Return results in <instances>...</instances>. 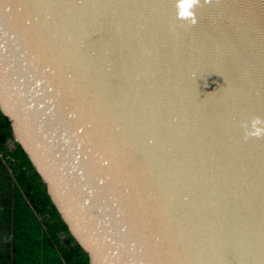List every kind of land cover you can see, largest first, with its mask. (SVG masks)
Instances as JSON below:
<instances>
[{"label":"water","instance_id":"1","mask_svg":"<svg viewBox=\"0 0 264 264\" xmlns=\"http://www.w3.org/2000/svg\"><path fill=\"white\" fill-rule=\"evenodd\" d=\"M0 0V110L90 264H264V0Z\"/></svg>","mask_w":264,"mask_h":264},{"label":"trees","instance_id":"2","mask_svg":"<svg viewBox=\"0 0 264 264\" xmlns=\"http://www.w3.org/2000/svg\"><path fill=\"white\" fill-rule=\"evenodd\" d=\"M7 175L5 185L10 186L11 200L28 208L32 217L39 219V253L53 254L60 264H90L88 254L75 242L68 226L52 202L40 174L11 132L10 121L0 110V171ZM39 233V232H38Z\"/></svg>","mask_w":264,"mask_h":264},{"label":"crops","instance_id":"3","mask_svg":"<svg viewBox=\"0 0 264 264\" xmlns=\"http://www.w3.org/2000/svg\"><path fill=\"white\" fill-rule=\"evenodd\" d=\"M3 176L7 182V175ZM1 190L0 187V199ZM6 190L7 200H0V264H57L53 254L41 256L39 246L31 242L33 238L35 242L39 239V219L32 217L18 199L11 200L10 186L6 185Z\"/></svg>","mask_w":264,"mask_h":264},{"label":"clouds","instance_id":"4","mask_svg":"<svg viewBox=\"0 0 264 264\" xmlns=\"http://www.w3.org/2000/svg\"><path fill=\"white\" fill-rule=\"evenodd\" d=\"M205 3H211V0H204ZM201 5V0H178L176 8L178 10V19L189 21L190 26L197 23L195 8ZM241 127L244 130L243 139L247 142L249 139H264V118L255 116L250 121L243 122Z\"/></svg>","mask_w":264,"mask_h":264},{"label":"rangeland","instance_id":"5","mask_svg":"<svg viewBox=\"0 0 264 264\" xmlns=\"http://www.w3.org/2000/svg\"><path fill=\"white\" fill-rule=\"evenodd\" d=\"M1 173H2V175H1V177H0V187H1V193H2V200H7V198L6 197H4V193L7 191L6 190V182H4V176L3 175H6V173H5V171L3 170V169H1ZM0 199V200H1ZM34 247H36V246H34ZM46 255L48 256V257H52V254L51 253H46ZM57 264H60L59 263V261L57 260Z\"/></svg>","mask_w":264,"mask_h":264}]
</instances>
